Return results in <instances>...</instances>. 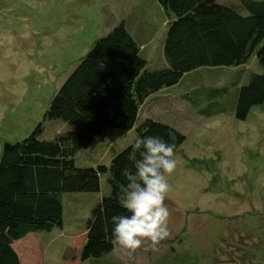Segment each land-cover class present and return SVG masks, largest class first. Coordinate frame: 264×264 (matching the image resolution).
Returning <instances> with one entry per match:
<instances>
[{"label": "rangeland", "instance_id": "374dc122", "mask_svg": "<svg viewBox=\"0 0 264 264\" xmlns=\"http://www.w3.org/2000/svg\"><path fill=\"white\" fill-rule=\"evenodd\" d=\"M219 3L248 14L239 0ZM172 17L158 0H0V155L5 142L21 141L43 122L79 60L121 22L138 43L147 69L168 67L164 44ZM262 72L253 55L240 67L199 69L146 100L136 126L152 118L186 137L175 153L179 165L168 177L170 235L156 251L150 242L134 253L115 245L101 263L264 264V104L245 121H238L231 108L236 81L248 84ZM224 87L230 90L219 99L224 114L201 117L184 98L186 93L199 98L200 88ZM136 126L129 132L107 131L76 155L77 166L110 164L133 143ZM67 128L60 120L49 121L42 139L52 141ZM109 192L104 176L99 193L63 194L62 228L37 234L39 252L20 242L18 253L37 264H69L73 237Z\"/></svg>", "mask_w": 264, "mask_h": 264}, {"label": "trees", "instance_id": "16d2710c", "mask_svg": "<svg viewBox=\"0 0 264 264\" xmlns=\"http://www.w3.org/2000/svg\"><path fill=\"white\" fill-rule=\"evenodd\" d=\"M168 15L164 54L168 67L147 69V60L125 22L96 39L55 93L49 109L24 139L5 142L0 155V264H37L23 258L15 244L27 242L40 250L38 233L63 226V194L99 193L107 177L110 192L94 207L86 228L74 237L69 264H96L111 254L113 215H129L118 203L127 186L122 176L137 138L159 136L169 141L175 133V153L185 135L168 123L152 118L136 126L146 100L178 85L186 75L202 68L240 67L256 56L263 72L248 84L236 81L232 113L245 121L254 107L264 104V0H239L247 15L219 0H158ZM199 98L184 94L201 117L224 114L219 99L228 87L200 88ZM60 120L68 128L52 141L42 139L45 124ZM136 126L133 143L117 153L110 164L79 167L75 157L97 138L113 129L129 132ZM139 158V152H137ZM39 245V246H38ZM37 252V251H35Z\"/></svg>", "mask_w": 264, "mask_h": 264}, {"label": "clouds", "instance_id": "9594fccd", "mask_svg": "<svg viewBox=\"0 0 264 264\" xmlns=\"http://www.w3.org/2000/svg\"><path fill=\"white\" fill-rule=\"evenodd\" d=\"M168 138L171 142L159 136L137 138L128 157L135 170L125 167L122 172L127 186L118 194V203L129 215L112 216V243L129 253L140 250L146 242L156 251L170 235L171 212L165 201L171 190L168 177L179 161L174 131H169Z\"/></svg>", "mask_w": 264, "mask_h": 264}, {"label": "crops", "instance_id": "0c3cea01", "mask_svg": "<svg viewBox=\"0 0 264 264\" xmlns=\"http://www.w3.org/2000/svg\"><path fill=\"white\" fill-rule=\"evenodd\" d=\"M147 118V117H146ZM74 238V237H73Z\"/></svg>", "mask_w": 264, "mask_h": 264}]
</instances>
